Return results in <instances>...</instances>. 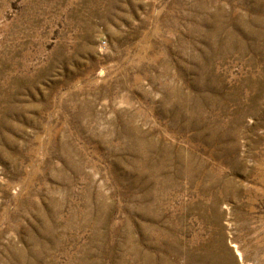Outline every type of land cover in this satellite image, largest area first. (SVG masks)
<instances>
[{
  "label": "rangeland",
  "instance_id": "obj_1",
  "mask_svg": "<svg viewBox=\"0 0 264 264\" xmlns=\"http://www.w3.org/2000/svg\"><path fill=\"white\" fill-rule=\"evenodd\" d=\"M0 264H264V0H0Z\"/></svg>",
  "mask_w": 264,
  "mask_h": 264
}]
</instances>
